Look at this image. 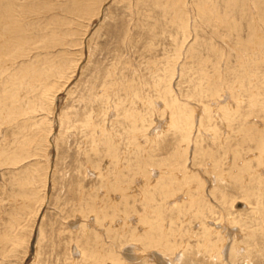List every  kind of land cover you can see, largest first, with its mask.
Here are the masks:
<instances>
[{
    "label": "rangeland",
    "instance_id": "rangeland-1",
    "mask_svg": "<svg viewBox=\"0 0 264 264\" xmlns=\"http://www.w3.org/2000/svg\"><path fill=\"white\" fill-rule=\"evenodd\" d=\"M0 264H264V0H0Z\"/></svg>",
    "mask_w": 264,
    "mask_h": 264
},
{
    "label": "bare ground",
    "instance_id": "bare-ground-1",
    "mask_svg": "<svg viewBox=\"0 0 264 264\" xmlns=\"http://www.w3.org/2000/svg\"><path fill=\"white\" fill-rule=\"evenodd\" d=\"M4 19H5V18H4ZM2 22H3V21H2ZM256 37H257V36H256ZM4 40H5V39H4ZM9 41H11V40H9ZM5 43H6V42H5ZM9 43H10V42H9ZM21 44H22V43H21ZM4 45H7V43L4 44ZM4 45H3V46H4ZM6 47H9V46H6ZM252 47H253V46H252ZM1 51H2V50H1ZM19 51H22V50H19ZM236 207H237V208H242L243 205H242L241 203H239V204L236 205Z\"/></svg>",
    "mask_w": 264,
    "mask_h": 264
}]
</instances>
